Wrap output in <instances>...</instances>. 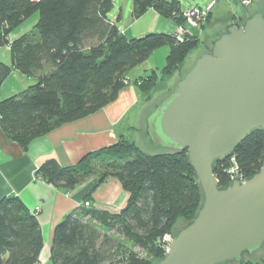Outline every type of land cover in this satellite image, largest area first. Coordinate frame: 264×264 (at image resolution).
Listing matches in <instances>:
<instances>
[{"label": "trees", "instance_id": "obj_1", "mask_svg": "<svg viewBox=\"0 0 264 264\" xmlns=\"http://www.w3.org/2000/svg\"><path fill=\"white\" fill-rule=\"evenodd\" d=\"M111 9L112 0H0V46L9 49L11 58V65L0 63V86L12 68L36 79L25 90L0 100L1 130L22 151L62 124L88 117L114 102L128 86L124 80L129 71L155 50L168 47L164 65L139 78L148 81L147 86L137 87L143 93L154 86L156 78L173 75L197 48L198 39L187 35L181 41L175 34L164 33L129 38L107 18ZM149 9L171 19L176 28H188L179 0H132L133 18ZM35 14L32 28L10 39ZM263 154L264 132L254 130L233 156L248 178L261 168ZM226 168L227 160L213 165L222 188L227 184ZM35 176L66 192L96 178L84 202L108 178L118 180L128 194L117 213L90 208L66 215L53 230L51 264H155L166 252L163 237L172 238L187 225L202 203L186 150L148 154L124 136L72 166L46 160ZM179 219L184 223L174 229ZM124 241L140 254L127 251ZM42 246L36 213L16 196L1 199L0 264H37ZM250 257L225 264H264Z\"/></svg>", "mask_w": 264, "mask_h": 264}, {"label": "water", "instance_id": "obj_2", "mask_svg": "<svg viewBox=\"0 0 264 264\" xmlns=\"http://www.w3.org/2000/svg\"><path fill=\"white\" fill-rule=\"evenodd\" d=\"M234 24L218 29L210 51L143 118L144 144L186 150L202 193L195 217L155 264H225L264 254V154L259 171L241 181L222 188L213 174L215 162L252 131L264 132V16Z\"/></svg>", "mask_w": 264, "mask_h": 264}, {"label": "crops", "instance_id": "obj_3", "mask_svg": "<svg viewBox=\"0 0 264 264\" xmlns=\"http://www.w3.org/2000/svg\"><path fill=\"white\" fill-rule=\"evenodd\" d=\"M231 1L238 4L235 0ZM256 12L264 16V0H252L251 5L244 10L234 7L225 17L224 24H234V21L240 24ZM36 20L35 17L31 25ZM26 22L25 20L11 33L10 39H15L30 30L31 26L27 27ZM167 31L175 34L176 26L172 27V31L170 29ZM124 35L128 37L126 33ZM219 35L217 29L214 35L209 36L213 40ZM0 63L11 65L7 47L0 46ZM153 67L146 68L145 71L159 69L157 66ZM177 79L172 81L163 92H156V95H166ZM35 82L34 77L27 78L12 68L9 76L0 86V100L25 90ZM159 103L150 94L144 95L135 85H128L119 92L114 102L88 117L64 123L44 136L34 139L25 151H22L16 143L7 140L0 126V200L6 196H16L32 212L35 207H39L36 217L43 246L37 264H51L53 230L66 215L80 214L82 210L90 208L117 213L125 206L128 198L119 181L108 178L91 194L90 206L85 207L83 205L85 197L96 183V178H89L72 191L66 192L37 178L35 172L38 167L49 159L55 160L63 167L72 166L84 155L115 144L119 136H126L130 120L137 125H144L143 118L148 116L151 109L153 110ZM136 127L140 129V126Z\"/></svg>", "mask_w": 264, "mask_h": 264}, {"label": "rangeland", "instance_id": "obj_4", "mask_svg": "<svg viewBox=\"0 0 264 264\" xmlns=\"http://www.w3.org/2000/svg\"><path fill=\"white\" fill-rule=\"evenodd\" d=\"M180 2V9L183 12L182 17L185 18L184 13L193 7H199L202 10H205L206 6L209 5L211 2H215L214 5L210 8L211 17L209 26L205 27L206 18L208 17L206 14H203L198 21L195 22L194 27L187 26L188 28L183 29L184 33L178 36L179 41L185 38V35L189 37H196L198 39L197 48L193 49L188 55L185 57L184 61L181 63L180 68L170 77L157 79L155 81L154 86L149 90L144 92V95L150 94L153 99L159 103L165 94L156 95V92H163L165 88L169 86L172 81H175L176 78L179 79L180 76L184 75V72L188 71L196 61V59L201 56L204 52H208L211 48L212 39L209 36L215 34V30L221 29L223 30V25L225 17L229 14L230 11L234 7H238L241 10H244L242 6L239 4H234L231 0H179ZM131 5L132 0H112V9L107 14V18L113 22L117 28L124 34L126 33L129 38H137L139 36L149 34V33H164L173 35L172 32H168L167 30L172 31V27L174 28L175 24L171 19L164 18L158 15L154 10L149 9L147 10L141 17L135 19L131 15ZM220 11H222L220 13ZM37 18V14L31 16L26 21V26L32 28L35 24L31 25V21ZM185 21V19H184ZM35 22V21H34ZM185 23V22H184ZM186 25V24H185ZM16 30V29H15ZM29 30V29H28ZM176 32H179L176 28ZM209 49V50H208ZM168 53V47L163 46L157 50H155L147 59L140 62L136 67H134L128 73V77L130 79H125V85H135L136 87H140L141 85L145 84L147 80H139V77L142 78L148 71H145L146 68H151L153 66H157V68H161L164 65V60ZM154 68V67H153ZM177 79V80H178ZM33 81V80H32ZM145 82V83H144ZM148 82V81H147ZM176 82H173L171 85V89L174 87ZM170 89V90H171ZM143 93V92H142ZM142 125V127H141ZM137 125L136 122L130 120L128 122V128L126 129V136L128 140L132 141L136 144L140 149H142L145 153L148 154H160L167 152L166 149H157L151 148L144 144V125ZM136 126H140V129H137ZM125 242V241H124ZM127 251H131L133 253H139L140 251L137 247H135L132 243L125 242ZM144 256H146L144 254ZM251 260V259H250ZM253 262H261L264 261V254L257 257L256 259L251 260Z\"/></svg>", "mask_w": 264, "mask_h": 264}, {"label": "built area", "instance_id": "obj_5", "mask_svg": "<svg viewBox=\"0 0 264 264\" xmlns=\"http://www.w3.org/2000/svg\"><path fill=\"white\" fill-rule=\"evenodd\" d=\"M236 2L242 4V5H248L250 3V0H235ZM215 2H211L209 5L206 6L205 10H202L200 8L197 7H193L191 9H189L188 11H186L184 13L185 16V20L188 26L190 27H194L195 26V22L193 21H198L199 18L205 14H207V12L210 10V8L214 5ZM184 28L183 27H177V30L179 32H176L177 35L175 38L178 39V36L184 33ZM181 33V34H180ZM225 160H227V168L225 170V174L227 177V182L230 181H241L242 179H244L245 177L243 176L235 157L232 155H230L228 158H226ZM83 205L85 207H89L90 206V202H84ZM39 211V207H35L34 212L37 213ZM170 236H165L163 237V242H165V251H167L168 249V245L170 243Z\"/></svg>", "mask_w": 264, "mask_h": 264}, {"label": "flooded vegetation", "instance_id": "obj_6", "mask_svg": "<svg viewBox=\"0 0 264 264\" xmlns=\"http://www.w3.org/2000/svg\"><path fill=\"white\" fill-rule=\"evenodd\" d=\"M238 3V2H237ZM251 3H252V0H250V3L248 4V5H242V4H240V3H238L240 6H242L244 9H246V8H248L250 5H251ZM211 10H209L208 12H207V16L209 17H205L206 19V21L208 20V23H207V27L209 26V22H210V17H211ZM208 18V19H207ZM226 20V19H225ZM225 20H223V22L225 21ZM237 24V23H236ZM236 24H234V25H236ZM176 35H177V33H175V35H174V37H176ZM213 42V41H212ZM209 50V49H208ZM210 51V50H209Z\"/></svg>", "mask_w": 264, "mask_h": 264}, {"label": "bare ground", "instance_id": "obj_7", "mask_svg": "<svg viewBox=\"0 0 264 264\" xmlns=\"http://www.w3.org/2000/svg\"><path fill=\"white\" fill-rule=\"evenodd\" d=\"M35 213V212H34Z\"/></svg>", "mask_w": 264, "mask_h": 264}]
</instances>
